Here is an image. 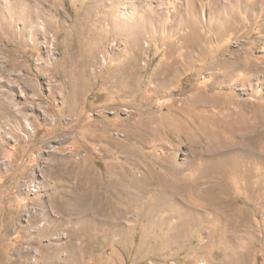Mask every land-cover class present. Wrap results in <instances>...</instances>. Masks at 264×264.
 Returning <instances> with one entry per match:
<instances>
[{
	"label": "rangeland",
	"instance_id": "1",
	"mask_svg": "<svg viewBox=\"0 0 264 264\" xmlns=\"http://www.w3.org/2000/svg\"><path fill=\"white\" fill-rule=\"evenodd\" d=\"M0 264H264V0H0Z\"/></svg>",
	"mask_w": 264,
	"mask_h": 264
}]
</instances>
